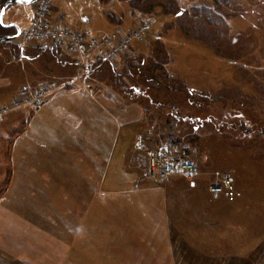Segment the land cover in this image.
<instances>
[{
	"label": "crops",
	"instance_id": "1",
	"mask_svg": "<svg viewBox=\"0 0 264 264\" xmlns=\"http://www.w3.org/2000/svg\"><path fill=\"white\" fill-rule=\"evenodd\" d=\"M75 1L53 0L52 21L104 34L93 13L63 7ZM29 9L26 27L34 3ZM23 14L16 9L10 23ZM103 14L106 27L107 19L120 18ZM14 44L6 46L20 50L13 57L25 79L54 88L42 105L23 109L26 118L6 145L0 264H264V152L210 137L220 157L202 153L198 169L210 159L228 173L241 192L233 201L212 197L204 174L193 187L179 176L156 186L125 138L124 120L133 122L136 111L124 107V119L102 80L95 88L76 75L75 63L93 58L70 60L60 57L63 49Z\"/></svg>",
	"mask_w": 264,
	"mask_h": 264
},
{
	"label": "rangeland",
	"instance_id": "2",
	"mask_svg": "<svg viewBox=\"0 0 264 264\" xmlns=\"http://www.w3.org/2000/svg\"><path fill=\"white\" fill-rule=\"evenodd\" d=\"M50 1L53 7V0ZM221 1L218 12L224 19L222 24L215 27L207 24L194 9L196 6L215 7L216 0H172L171 2L168 0H109L107 2L76 0L68 5L63 4V7L72 14L75 11L93 13L95 29L100 33L111 32L114 29L125 30L130 24L132 25V21L134 23L138 15L150 21L146 37L132 45L136 51L131 55L128 54L133 57L132 59L125 60L124 57L120 62L109 63L112 66L96 57H91L93 60L83 63H75L76 75L81 82L83 80L91 82L92 87L96 88L97 80L103 81L106 97L110 99L112 96L113 99L110 100H114L117 104L121 102L124 119H126L124 114L127 113L124 107L127 106L128 111L133 107L132 113L136 111L137 118L133 122L126 123L127 119L124 120L125 138L131 137L133 141L135 133L149 129L147 118L149 120L152 118V123L156 124L158 131L160 130L156 137H159L160 141L189 144L193 148V157L198 164L201 154L206 152L209 156L213 155L214 158L219 159V153L215 147H212L213 138H210L216 133L225 141L231 138V141L249 146L251 150L264 152V0ZM20 8L24 9V14L17 19V26L24 30L30 14L29 4L20 2L9 4L4 10L2 23H10L13 12ZM103 12H106L105 18L113 16L116 19L120 18L114 22L106 18L108 22L106 27L102 24ZM7 31L8 34H12L14 29L5 28L1 32L6 34ZM157 41L164 46L170 58L165 64L168 72L174 77L181 78L190 91L208 93L210 97L208 100L192 105L182 98L180 102L183 106L179 111L175 108L178 112L173 115L164 107L165 103L159 102L161 107L159 110L156 100L167 101L168 96H164V93L160 94V88L147 89V84H143L141 78L135 77L133 67L141 66V63L149 64V56L153 55L152 50ZM14 43L15 41L4 44L0 41L2 52L0 53V172L5 173V176H0V194L2 184L8 177L5 158L7 142L26 118L23 109L30 108L22 106L7 112L1 111V108L9 104L18 94L19 86L31 85V82L22 75V64L13 57L15 53H20ZM6 45L8 47L15 45L14 50ZM26 45L20 44L21 47ZM26 49L29 48L26 47ZM29 51L31 53V50ZM62 54L61 58L76 60L74 55L72 58L68 53ZM10 55L11 58H8ZM113 71L119 74L118 79L127 87L125 93H117L112 83ZM109 87L115 95L109 91ZM131 89L137 90L132 96L128 94ZM139 89L142 90V94L138 93ZM129 104L131 105L128 106ZM160 112H164L162 118L159 117ZM165 118L175 122L176 130L171 131L167 128ZM132 141H128L131 147ZM233 156L236 157L237 154ZM134 157L145 172L143 157L137 155ZM212 163L209 159L199 167L203 170L202 172H222L221 169H216L218 168L216 164L214 168L211 167ZM235 236L236 243L242 242L237 238L240 235L235 234Z\"/></svg>",
	"mask_w": 264,
	"mask_h": 264
},
{
	"label": "built area",
	"instance_id": "3",
	"mask_svg": "<svg viewBox=\"0 0 264 264\" xmlns=\"http://www.w3.org/2000/svg\"><path fill=\"white\" fill-rule=\"evenodd\" d=\"M51 10L50 0H38L35 3L28 27L17 38L19 44L59 47L80 59L96 57L117 63L136 52L133 43L142 41L150 28V21L138 15L133 26L128 29L90 36L81 29L55 24ZM53 88L54 83L39 86L24 84L1 111L7 112L22 106L38 107L45 102ZM132 148L143 157L146 177L155 185L165 188L174 176L184 178L191 187L196 185L201 172L189 144L178 141L156 142L153 132L147 130L134 135ZM202 174L209 178L208 191L212 197L221 196L233 201L241 195L228 173L208 171Z\"/></svg>",
	"mask_w": 264,
	"mask_h": 264
},
{
	"label": "trees",
	"instance_id": "4",
	"mask_svg": "<svg viewBox=\"0 0 264 264\" xmlns=\"http://www.w3.org/2000/svg\"><path fill=\"white\" fill-rule=\"evenodd\" d=\"M6 1L7 0H0V8L2 7V5ZM107 1H109V0H101V2H107ZM168 1L171 2L172 0H168ZM217 1L218 0H216V3H215L216 6L215 7L208 8V7L196 6L194 9L196 11V13H199L205 19L207 24H209L213 27L222 24L223 19H224V17L218 12L220 10L219 5H221L222 1L221 0L218 1L219 5L217 4ZM5 28L14 29V32H15V28L13 26H4V25L0 24V37H6L8 35H11V34H8V31H7V33L5 32L6 34H4V32H1ZM0 41L4 42V44L14 42L12 40H7V39H2ZM35 46H40V45L35 44ZM48 48L61 50V48L53 47V46H48ZM152 54L153 55L149 56V64L148 65H146V63H141V66L140 65L139 66L137 65V67L133 66L134 67V75H135V77H137V79L141 78L143 80V84H145V83L147 84V89L154 90L153 89L154 87L158 88V89L160 88V94L164 93V96H168V98H166L167 101L156 100V103H157L156 105H158L159 110H161V107H159L158 103L163 102V103H165L164 107L167 108L168 110H170V112H172V115H173V113H177L181 109V107L183 106V103L180 102L182 98H185L187 100V103L192 104V105L204 103L206 100H208L210 98L209 94L204 92V91H200V92H196V93L190 91L186 87L184 81L181 78L174 77L168 72V70L165 68V64H166V62L169 61L170 58L167 55L164 46H162L159 41L156 42V45H155L154 49L152 50ZM132 58L133 57H130L128 55L124 59L127 60V59H132ZM98 60H100V59L98 58ZM104 62L107 63L108 65L112 66L111 64H109L110 62H108V61H104ZM129 70H130V68H129ZM118 75H119L118 73L113 71L112 76L114 79L112 80V83L116 87V91H118L117 93L122 94V93H125V89L127 87L121 83V81L118 79L119 78ZM136 87H134V88H136ZM136 91H137L136 89H131V91L128 94L132 96L135 94ZM138 93L142 94V90L139 89ZM147 93H148V91H147ZM175 108H178L177 112H176ZM146 109H148V108H146ZM163 113L160 112V115H159L160 118L163 117V115H164ZM147 119H148L147 121H148L149 129H152L154 132L155 141L156 142L160 141L161 139L159 137H156V136H158V133H160V130L158 131L156 124L152 123V118H150V120H149V118H147ZM165 119H166L167 128L171 131L176 130L175 129V127H176L175 122L169 121L167 118H165ZM172 120H174V118ZM247 147H249V146H247ZM254 151H257V150L255 149ZM6 182H7V179L2 184L3 187L5 186Z\"/></svg>",
	"mask_w": 264,
	"mask_h": 264
},
{
	"label": "water",
	"instance_id": "5",
	"mask_svg": "<svg viewBox=\"0 0 264 264\" xmlns=\"http://www.w3.org/2000/svg\"><path fill=\"white\" fill-rule=\"evenodd\" d=\"M37 0H7L2 7L0 8V23L4 26H13L16 29V32L12 35L6 36V37H0V40L2 39H7V40H13L15 39L19 32H20V28L15 24V23H8V24H4L2 23V16L4 13L5 8L11 4V3H15V2H20V3H25V4H32L34 2H36Z\"/></svg>",
	"mask_w": 264,
	"mask_h": 264
}]
</instances>
